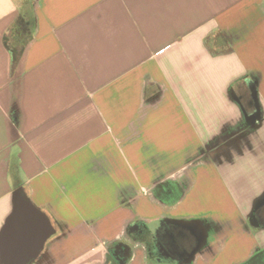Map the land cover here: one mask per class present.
I'll return each instance as SVG.
<instances>
[{
    "label": "crops",
    "instance_id": "1",
    "mask_svg": "<svg viewBox=\"0 0 264 264\" xmlns=\"http://www.w3.org/2000/svg\"><path fill=\"white\" fill-rule=\"evenodd\" d=\"M21 5L0 244L21 194L53 225L31 264H264V0H36L13 75Z\"/></svg>",
    "mask_w": 264,
    "mask_h": 264
},
{
    "label": "water",
    "instance_id": "2",
    "mask_svg": "<svg viewBox=\"0 0 264 264\" xmlns=\"http://www.w3.org/2000/svg\"><path fill=\"white\" fill-rule=\"evenodd\" d=\"M52 231L49 217L19 194L15 211L7 221L1 237V264H31L36 261ZM31 236L34 237L35 245L29 247L26 243Z\"/></svg>",
    "mask_w": 264,
    "mask_h": 264
},
{
    "label": "trees",
    "instance_id": "3",
    "mask_svg": "<svg viewBox=\"0 0 264 264\" xmlns=\"http://www.w3.org/2000/svg\"><path fill=\"white\" fill-rule=\"evenodd\" d=\"M36 0H22L21 13L5 36V46L12 58V74L18 73L25 51L30 44L36 26Z\"/></svg>",
    "mask_w": 264,
    "mask_h": 264
}]
</instances>
